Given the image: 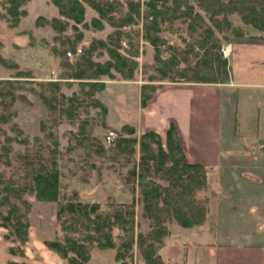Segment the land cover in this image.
<instances>
[{
  "label": "rangeland",
  "instance_id": "rangeland-1",
  "mask_svg": "<svg viewBox=\"0 0 264 264\" xmlns=\"http://www.w3.org/2000/svg\"><path fill=\"white\" fill-rule=\"evenodd\" d=\"M116 1L108 13V16L114 20L120 19L130 10L127 4L128 0ZM134 1L140 2L143 12L145 0ZM8 4V2L0 0V57L14 62L17 67L0 64V80H17L19 86L15 90L17 97L10 107L12 110L10 121L2 122L0 120V125L4 129V133H0V178L9 179L13 184H16L22 175L27 173L28 166L23 165L24 156L34 157V153L37 151L49 156L53 150H56L54 153L58 159L60 188L56 201L38 199L35 194H28L27 192L15 199L20 213L24 215L22 219L28 223V231L24 241L22 240L23 235L17 237L13 233V226L2 220L1 214L5 213L7 207L4 204L0 205V264H10V262L15 264H72L68 258L61 257L46 244L47 241L51 240L62 241L67 234L63 229L62 220L58 217V203L73 199L89 203L98 202L102 208H107L111 202L129 203L133 197L136 199L133 228L134 244L131 250H127V253H133L132 258L126 256L122 260L116 257L117 249L123 238L127 237L128 232L114 226L112 240L115 246L103 248L94 245L89 250L90 258L85 264H118L124 260L126 264H147L142 256V248L140 249L138 246L137 234H142L139 239L148 236L147 233L151 226L158 221L151 215L149 217L148 214L145 215L139 187L130 177L133 160L137 162L139 158V146L136 145L131 162H125L121 157L113 160L107 154L101 155L88 150L90 149L88 145L78 144V139L82 138L78 137V133L81 129L84 130L82 135L89 136L90 139L81 140L87 144L92 139L94 148L95 144L104 147L111 145V143L108 144L104 141V136L109 130L116 132L115 138L129 136L122 130V126L125 124L134 126L135 132L131 136L138 138L142 133H139L140 131L136 126L127 120L132 118L131 115L138 113L134 106L139 104V100L141 104L142 86L146 85L144 91L151 93V88L148 86L155 89L157 86L168 82H195L178 76V72H183L185 69L186 61L181 60L172 69H167L165 76L162 75L159 69L162 64L156 63L154 48L143 36V16L137 17L133 12L131 16L135 22L122 27L127 35L122 37L118 48L121 54L136 62L132 77L125 78L121 73L113 71V76L101 75L97 79L103 82L104 86L103 88H96L94 98L106 106V114L102 113L99 106H94L86 101L75 110L73 118L55 112L58 117L54 120V114L52 117L43 100L30 90L31 87L36 90L39 89L34 83L40 80H65L61 83L60 90L70 96L75 91H79L78 83L90 80V78L60 79V72L63 68L59 56L52 51V48L67 47L63 40L64 37H73L77 32H80L82 38L76 49L80 48L82 52V47L88 46L94 40H106L107 35L114 30V27L108 23V20L104 19V27L95 28L91 24V20L98 17V13L87 3H84V21L87 24L77 23L78 29L75 30L72 28L74 23L70 20L68 28L63 32H58L51 25L37 21L39 16L47 19L52 17L64 18L58 13L57 7L51 0H27L25 4L19 5L16 9L17 11L27 10L25 14L16 13L15 16L9 13ZM229 19L232 26L242 28L243 36H237L231 28L228 31H221L218 29L220 27H217L210 19L205 21L207 26L220 36L222 40L220 51H225L226 56L223 53L222 55L226 60L230 54L231 43L250 39L258 40L264 36L263 30L249 23H244L237 12L230 13ZM187 23L178 19L165 21L163 26L168 29L161 33L166 37L167 45L178 48L177 56L181 58L185 54L190 64H196L202 54L198 43L202 30L198 26L190 30ZM178 34L192 40L195 44L186 53H182L187 46L178 37ZM122 41H125L127 46L123 47ZM161 49L162 58L173 54L170 48L164 49L162 46ZM134 52L137 54H133ZM102 53V48H96L93 59L104 60L108 58L107 54ZM162 68L166 70L165 66ZM19 71H29L30 75L18 76L16 73ZM136 85L140 86L137 91L140 93L139 98H136V94L134 96V92H129V94L125 92V89H131L130 86L135 89ZM104 118L105 126L102 124ZM15 127L18 128V131ZM205 179L203 188L193 190V195L190 197L195 200L202 199L201 208L205 214L203 221L192 226H182L173 219L164 225L168 229V234L159 237L163 244L158 248L159 255L161 253V262L158 264H195L198 242L204 239L200 233L195 232V229L213 227V221L208 217H210L216 200L215 197L219 192L215 184L218 178L207 171ZM159 181L165 184L164 180ZM2 186L0 185V188ZM146 239L148 242L151 241L148 237ZM230 239L232 238L226 235L220 238V240L228 241ZM159 240L156 239L155 245H157L156 242L159 243Z\"/></svg>",
  "mask_w": 264,
  "mask_h": 264
},
{
  "label": "trees",
  "instance_id": "trees-1",
  "mask_svg": "<svg viewBox=\"0 0 264 264\" xmlns=\"http://www.w3.org/2000/svg\"><path fill=\"white\" fill-rule=\"evenodd\" d=\"M115 1L51 0L57 7L58 13L64 18L52 17L47 19L43 16L37 18V21L51 25L58 32L65 31L71 20L74 23L72 28L77 30V23L87 24L84 21V3H87L98 13V17L91 20V24L95 28H103L104 19L108 20V23L114 27V30L107 35L106 40L96 39L88 46H83L82 52L76 55L74 61L68 59L66 52L69 50L75 51L82 38L80 32H77L73 37H64L63 40L67 47L62 49L52 48V51L59 56L63 68L60 72V79L90 78V80L78 83L79 91H75L70 96L60 90L61 83L65 80H40L34 83L39 89L36 90L31 87L30 90L43 100L52 117L54 114V120H56L58 114L73 118L75 110L86 101L94 106H99L102 113L106 114V106L94 98L96 88L99 89L104 86L103 82L97 79L101 75L111 77L114 75L113 71L121 73L125 78L132 77L136 62L121 54L118 48L122 37L127 35L122 27L135 22L133 16H131L133 12L137 17L143 16V36L154 48L156 63L166 67V70L162 67L159 68L161 74L165 76L167 69H172L177 63L184 60L186 61L185 69L183 72H178V76L195 82H224L229 75L228 62L220 51L222 40L215 31L207 26L205 22L207 19L220 27L218 29L221 31H228L231 28L237 36L241 37L244 34L242 28L232 26L229 19L230 13L237 12L244 23H249L264 31V0H145L143 2V12L139 1L128 0L127 4L130 10L120 17L119 21L108 16ZM3 2L9 3L8 11L14 16L16 13L25 14L26 12L25 9L19 11L16 9L19 5L25 4L27 0H3ZM177 19L181 22H188L190 30L195 26L200 27L202 30L201 38L198 40L202 54L196 64H190L185 54L181 58L177 56L178 48L167 45V39L162 35V31L168 29L163 26V23ZM178 35L187 46L182 53H186L195 45L192 40H188L183 35ZM162 46H164V49L170 48L173 54L162 58ZM98 47L103 49V53L107 54L108 58L104 60L93 59L94 50ZM133 54H137V52ZM0 64L17 67L14 62L4 60L1 57ZM16 74L24 76L30 75V72L19 71ZM18 86L17 80H0V120L2 122L10 121L9 118L12 115L10 107L17 97L15 90ZM145 87L146 85L142 86L141 89L142 106L146 104L154 91V88L148 86V88H151V93H148L144 91ZM20 97L24 98L22 95ZM102 124L103 126L106 125L105 118L102 119ZM15 129L18 131V128L15 127ZM122 130L129 136L115 138L108 147L95 144L94 148L92 139L87 144L83 143L81 139L89 140L90 138L82 135L84 130L81 129L78 137L82 138L78 139V144L88 145V148H90L88 150L101 155L107 154L113 160L121 157L125 162L133 160L131 157L135 153L136 145L139 146V158L137 162L133 160L130 177L139 187L145 215L148 214V217L151 215L158 222L151 226L147 233L148 236L139 239L142 234L138 233L137 240L138 246L140 249L142 248V256L145 262L147 264H158L161 262L158 248L163 244L162 239L159 240V237L168 234V229L164 225L173 219L182 226H192L203 221L205 214L201 208L202 199L195 200L190 197L193 195V190L203 188L207 167L203 164L190 163L186 159L182 144L172 124L164 136L148 130L137 138L131 136L135 132V128L128 124L123 125ZM1 132L4 133V129L0 125ZM54 152L56 150H53L52 154L48 156L37 151L34 153L35 158L29 155L24 156L23 165L28 166L27 173L23 174L16 184H13L9 179L0 178V185H3L0 188V205L4 204L7 207L5 213L1 214V218L5 223L13 226V233L17 237L23 235V241L26 239L28 223L22 219L24 215L20 213L15 199H18L22 193L27 192L28 194H35L38 199L58 200L60 171L58 159ZM159 180H164L165 184ZM135 200L133 197L129 203L111 202L107 205V208H102L98 202L89 203L73 199L59 202L58 217L62 220L63 229L67 234L62 241H47V246L56 251L61 257L68 258L72 264H85L90 258L89 250L94 245L103 248H113L115 246L112 240V229L114 226H118L121 230L128 232V235L120 243L116 257L122 260L126 256L132 258L133 253H127V250H131L134 244ZM159 223L161 224L159 225ZM147 237L150 238V242L146 239ZM155 237L159 240V243L156 242L157 245H155ZM124 261L118 264H126ZM10 264L15 263L10 262Z\"/></svg>",
  "mask_w": 264,
  "mask_h": 264
},
{
  "label": "crops",
  "instance_id": "crops-1",
  "mask_svg": "<svg viewBox=\"0 0 264 264\" xmlns=\"http://www.w3.org/2000/svg\"><path fill=\"white\" fill-rule=\"evenodd\" d=\"M230 47L224 82L164 83L127 120L161 136L172 124L186 159L218 178L213 227L195 229L204 238L195 264H264V146L251 153L264 145V36Z\"/></svg>",
  "mask_w": 264,
  "mask_h": 264
},
{
  "label": "built area",
  "instance_id": "built-area-1",
  "mask_svg": "<svg viewBox=\"0 0 264 264\" xmlns=\"http://www.w3.org/2000/svg\"><path fill=\"white\" fill-rule=\"evenodd\" d=\"M121 44L123 45V47H124V46H127V44H126L125 41H122ZM80 52H81V49H80V48H77L75 51H70V50L67 51V52H66V55L68 56V59H69L70 61H73V60L75 59L76 55H78ZM222 53H223L224 56H226V53H225L224 50H222ZM54 78H55V77H54ZM115 136H116V132L113 131V130H109V131L105 134V136H104V141H105L106 143L110 144V143L113 142ZM263 146H264V145L261 144V143H260V144H256V145H254V146L252 147L251 153L253 154V153H255L257 150L262 149Z\"/></svg>",
  "mask_w": 264,
  "mask_h": 264
}]
</instances>
